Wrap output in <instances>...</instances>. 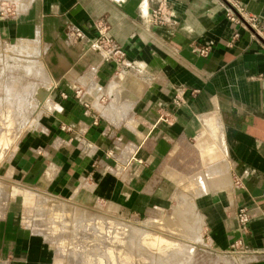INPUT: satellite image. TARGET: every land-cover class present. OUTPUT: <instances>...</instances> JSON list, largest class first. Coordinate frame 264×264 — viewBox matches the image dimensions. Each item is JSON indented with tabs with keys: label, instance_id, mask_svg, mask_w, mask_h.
<instances>
[{
	"label": "crops",
	"instance_id": "0c3cea01",
	"mask_svg": "<svg viewBox=\"0 0 264 264\" xmlns=\"http://www.w3.org/2000/svg\"><path fill=\"white\" fill-rule=\"evenodd\" d=\"M167 5L174 24L154 27L152 0H0V112L49 92L0 172V264H55L13 184L139 221L179 205L204 264H264V42L248 23L264 0ZM98 23L128 67L92 48Z\"/></svg>",
	"mask_w": 264,
	"mask_h": 264
},
{
	"label": "rangeland",
	"instance_id": "374dc122",
	"mask_svg": "<svg viewBox=\"0 0 264 264\" xmlns=\"http://www.w3.org/2000/svg\"><path fill=\"white\" fill-rule=\"evenodd\" d=\"M35 96L37 99V91ZM36 99L21 98L18 104L2 107L0 172L34 116ZM13 192L14 198L26 196V220L50 246L55 264H204L213 258L203 229L196 227L195 213L188 212L191 225L182 226L186 221L180 220L182 214L175 210L179 205L159 220L139 221L111 214L91 198L86 205L74 199L26 192L16 184Z\"/></svg>",
	"mask_w": 264,
	"mask_h": 264
},
{
	"label": "built area",
	"instance_id": "2783aa9c",
	"mask_svg": "<svg viewBox=\"0 0 264 264\" xmlns=\"http://www.w3.org/2000/svg\"><path fill=\"white\" fill-rule=\"evenodd\" d=\"M154 6L151 8L148 16L146 17V23L149 26L154 27H168L174 24L173 12L167 5V0H152ZM9 12V11H8ZM7 12V13H8ZM228 18L232 22H236L237 18L231 9L227 8ZM250 26L264 39V24H261L255 18L248 20ZM109 28L105 23L97 24L98 36L92 44V48L99 52L105 61L116 62L118 65L126 66V54L124 50L111 38L109 35ZM70 39H78L81 37V33L75 27L69 30ZM200 54H207V50H202ZM81 91L77 92L80 95ZM238 221L242 229H246L251 222L252 216L249 209L241 208L237 215Z\"/></svg>",
	"mask_w": 264,
	"mask_h": 264
},
{
	"label": "water",
	"instance_id": "95a60500",
	"mask_svg": "<svg viewBox=\"0 0 264 264\" xmlns=\"http://www.w3.org/2000/svg\"><path fill=\"white\" fill-rule=\"evenodd\" d=\"M254 32L257 34V36H259L263 42H264V39L254 30ZM43 94V95H41ZM41 95V96H39ZM49 96V92L48 90H43L41 89L40 91H38V95H37V99L39 100L40 103H43Z\"/></svg>",
	"mask_w": 264,
	"mask_h": 264
},
{
	"label": "bare ground",
	"instance_id": "6f19581e",
	"mask_svg": "<svg viewBox=\"0 0 264 264\" xmlns=\"http://www.w3.org/2000/svg\"><path fill=\"white\" fill-rule=\"evenodd\" d=\"M41 95H43V94H41Z\"/></svg>",
	"mask_w": 264,
	"mask_h": 264
}]
</instances>
